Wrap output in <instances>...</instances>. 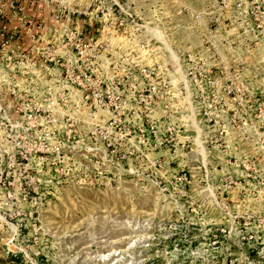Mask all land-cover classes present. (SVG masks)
<instances>
[{
  "label": "rangeland",
  "instance_id": "rangeland-1",
  "mask_svg": "<svg viewBox=\"0 0 264 264\" xmlns=\"http://www.w3.org/2000/svg\"><path fill=\"white\" fill-rule=\"evenodd\" d=\"M160 3L134 17L162 44L150 42L143 61L165 94L117 122L113 152L76 157L81 172L65 177L73 167L62 159L5 162L14 185L0 192V264H264L261 10ZM145 32L110 41L131 49Z\"/></svg>",
  "mask_w": 264,
  "mask_h": 264
},
{
  "label": "built area",
  "instance_id": "built-area-1",
  "mask_svg": "<svg viewBox=\"0 0 264 264\" xmlns=\"http://www.w3.org/2000/svg\"><path fill=\"white\" fill-rule=\"evenodd\" d=\"M27 1L0 0V5L7 4L15 15ZM54 1L58 6L50 9L53 26L46 29L28 18L18 30L8 31L0 11V192L14 185L2 168L5 162L14 167L46 159L55 165L62 159L73 167H64L65 177L81 172L74 166L76 157L113 152L116 142L110 136L117 122H126L134 112L151 113L165 94L157 69L143 61L149 43H160L155 37L146 35L147 40L131 49L110 41L114 34L132 28L139 36L144 32L143 24L119 0L90 1L84 15L103 24L92 33L80 26L87 22L83 18L71 23L78 12ZM230 1L237 8L245 2L221 0V4L226 7ZM250 4L257 5L264 21V0ZM179 80L190 87L197 83L188 75ZM201 81L210 82L211 76ZM148 128L154 133L155 127Z\"/></svg>",
  "mask_w": 264,
  "mask_h": 264
},
{
  "label": "crops",
  "instance_id": "crops-1",
  "mask_svg": "<svg viewBox=\"0 0 264 264\" xmlns=\"http://www.w3.org/2000/svg\"><path fill=\"white\" fill-rule=\"evenodd\" d=\"M59 2L62 3L63 6L67 8V10H73L75 12H78V15H73L72 16V21L73 23L75 20H80L84 19L87 20V22L84 25H80L86 32L92 33L94 32L98 27L93 22V18H88L84 14H87L90 6V1L91 0H58ZM126 1V6L128 9L133 13V15L136 16L138 19H143V21L148 18L147 15L150 13V7L154 5L157 6L158 8L162 9V5L164 2H162V5H160L161 0H155V1H150V0H125ZM206 2L208 1L211 2L212 0H205ZM160 3V4H159ZM58 4L57 2L55 3L54 0H29L23 4L22 10L18 11L17 13L12 14L11 10L8 8L7 4H2L0 5V11L3 14V25L4 27L8 30H18L21 26H23V20L31 18L35 22H41L43 24L44 28H48L53 26V20L52 16L50 14V9L53 7H57ZM173 8L176 10L177 5L173 4ZM159 16L161 17L163 14V11L161 10L159 13ZM181 12L180 10L176 11L172 17H177L180 18ZM177 15V16H176ZM193 15V13H192ZM78 16V17H77ZM199 15L194 16V18L198 17ZM158 28L159 25H157ZM179 26H176V29ZM161 29V28H160ZM162 30H164L162 28ZM194 32L197 30L194 29ZM46 32V31H44ZM26 45H29V41H26Z\"/></svg>",
  "mask_w": 264,
  "mask_h": 264
},
{
  "label": "bare ground",
  "instance_id": "bare-ground-1",
  "mask_svg": "<svg viewBox=\"0 0 264 264\" xmlns=\"http://www.w3.org/2000/svg\"><path fill=\"white\" fill-rule=\"evenodd\" d=\"M145 26H146V25H145ZM145 26H143L144 32H145V30H146ZM145 34H147V33L145 32ZM147 35H149V34H147ZM149 36H150V35H149Z\"/></svg>",
  "mask_w": 264,
  "mask_h": 264
}]
</instances>
